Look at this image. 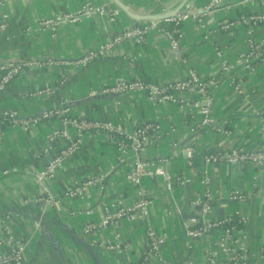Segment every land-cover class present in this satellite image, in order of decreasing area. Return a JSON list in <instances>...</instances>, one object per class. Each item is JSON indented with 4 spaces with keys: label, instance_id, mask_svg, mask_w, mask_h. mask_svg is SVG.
I'll return each mask as SVG.
<instances>
[{
    "label": "crops",
    "instance_id": "0c3cea01",
    "mask_svg": "<svg viewBox=\"0 0 264 264\" xmlns=\"http://www.w3.org/2000/svg\"><path fill=\"white\" fill-rule=\"evenodd\" d=\"M87 1L118 14L116 18L94 16L77 24L61 25L55 33L41 30L43 18L79 13ZM208 1L0 0V25L6 26L0 30V63H42L41 68L23 71L0 92V121L6 111L16 112L19 119H28L66 105L75 117L112 123L129 132L143 124L156 123L161 139L157 141L151 134L143 157L155 162L157 170L174 178L186 177L191 183L189 191L185 185L175 186L172 192L167 190L163 174L144 179L140 186L128 183L125 176L134 166V156H126L121 163L117 138L99 133L84 135L79 151L65 161L55 178L41 184L39 173L64 147L62 141H57L51 144V155L44 153L49 135L61 127L60 122L43 121L29 131L5 124L0 142V253L4 249V220L15 239L29 242L26 264H140L148 250V229L153 227L166 239L161 249L164 263L207 264L211 249H217L220 231H212L203 239H190L184 228L185 222L200 216L191 203L204 191L201 181L206 168L215 205H228L219 208L217 216L223 218L241 208L249 220L245 241L254 255L251 264H259L257 256L264 261V170L250 164L206 163V156L221 148L252 151L264 145L260 124L264 121V62L255 72H245L239 65V55L247 49L245 27L222 28L242 15L264 12V0H229L210 17L205 31L192 21L185 23L179 52L171 50L165 35L155 33L141 47L117 46L104 58L78 69L62 64L85 57L126 27L140 25L164 11L181 13L189 3L202 7ZM263 39L264 25L256 32L257 42ZM216 48L223 51V59L234 68L243 85V95L231 91L224 82L215 92L212 127L216 128L199 131L193 143L195 113L183 112L177 103L154 106L146 95L138 93L96 95L119 82L140 80L166 86L182 80L188 69L183 59L208 80L220 71ZM45 87L55 88V94L35 95ZM185 97L190 99L194 95L189 91ZM70 132L74 137L78 135L73 129ZM191 143L196 155L189 165L183 149ZM164 158L169 162L160 165ZM106 172L107 180L89 188L84 197H66L74 181L86 182ZM234 189L248 197L243 207L234 202L223 204L222 198ZM142 191L147 193L149 202L147 216L129 217L119 224L118 230L107 227L92 235L84 233L88 222L103 221L104 205L119 202L132 206L144 198ZM48 194L58 203L44 209L39 198ZM89 211L92 213L83 214ZM116 230L124 242L123 254L90 245V240L96 244L113 242ZM146 264L162 263L153 258Z\"/></svg>",
    "mask_w": 264,
    "mask_h": 264
},
{
    "label": "built area",
    "instance_id": "2783aa9c",
    "mask_svg": "<svg viewBox=\"0 0 264 264\" xmlns=\"http://www.w3.org/2000/svg\"><path fill=\"white\" fill-rule=\"evenodd\" d=\"M158 1V0H152ZM229 0H209L202 7H197L194 4H187L184 11L177 13L173 17L164 19H149L140 25L126 27L118 33H113L112 36L104 43L100 44L96 50L89 52L85 57L68 61L64 66H71L78 69L82 66L91 64L98 58H104L115 47L120 45L141 47L147 38L152 34L161 33L165 35L168 44L173 52H179L184 40L183 25L189 21L194 22L198 29L205 31L209 26L210 17L215 12L224 7ZM3 6L0 3V8ZM169 11H164L161 16H165ZM118 12L109 10L106 7H97L94 3L87 1L79 13H59L53 17L43 18L40 20V28L42 31L55 33L57 28L65 24H77L80 21L92 18L94 16H110L116 18ZM6 20L8 15L4 17ZM238 25L245 27L246 46L247 49L239 55V65L247 73H253L259 65L264 62V39L260 42L256 40L257 30L264 25V12L251 13L242 15L238 20L226 22L223 25L224 30H230ZM5 25H0V30H4ZM217 56L220 59V71L217 76L206 80L183 59V64L187 67L186 75L182 80L159 86L146 81H127L119 82L109 88L103 89L98 94L103 95H120L127 96L131 94H144L148 100L154 105L159 106L165 103H177L183 112L195 113V127L192 128L194 138L192 143L197 139L199 131L216 127L213 126V109L216 102V93L221 89L224 82L227 83L231 91L243 95V85L234 72L232 65L223 59V51L216 48ZM41 68L42 63H20L5 65L0 63V92L6 88L25 70L33 68ZM55 88L45 87L38 90L36 96H46L55 94ZM191 92L194 98H187L185 94ZM93 95V94H92ZM95 96V95H94ZM56 119L60 122L61 127L55 129L49 135V146L45 149V155H51V144L62 141L64 144L60 153L52 158L38 175V181L43 184L56 177L57 173L63 168L65 161L77 153L82 145L83 136L86 134H107L108 138H117L116 145L119 155V161L123 163L126 156L132 155L135 158L134 166L126 174L125 179L128 183L140 186L144 179L153 178L156 175L163 174L167 180V190L172 192L175 186L184 187L189 180L186 177L174 178L169 173H163L160 169L157 170L155 162L143 157L150 135L153 134L155 140L161 139L160 126L156 123H146L138 126L133 131H125L112 123H104L94 119L75 117L72 109L69 106L56 109H49L41 113L37 117L28 119H19L16 112L6 111L3 113L0 121V142L4 136V125L12 128H21L24 131H29L31 127L47 120ZM261 130L264 132V121L260 122ZM70 129L78 132L74 137ZM189 144L183 149V153L188 157L189 165H192L196 155L195 147ZM176 155V154H174ZM168 158L159 161L160 165L167 164ZM207 164H227L233 166H242L246 164L253 165L264 170V145L252 151H242L236 148H221L206 156ZM109 174L102 173L86 182L76 180L66 192V197L69 199H79L84 197L89 188L100 186L107 180ZM203 192L198 193L192 200L191 207L200 212V216L193 217L184 223L186 236L190 239H203L209 233L215 230L220 231V236L217 241V249H211L209 256L206 258L207 264H251L254 255L250 250L249 245L245 241L246 228L249 225L247 215L242 212V209H237L235 212H230L223 218L218 217V209L225 208L228 205H215V197L212 193V180L205 168L202 174ZM143 199L135 202L132 206H126L123 203L110 202L104 205L105 217L101 223L88 222L84 226V233L92 235L100 229L112 227L119 229V224L134 215H148V199L147 193L142 191ZM223 204L234 202L240 207H243L248 197L239 190H231L226 198H222ZM39 203L47 209L58 203L55 197L51 194L39 198ZM86 212L83 214H91ZM3 224V245L4 249L0 253V264H26L25 254L29 245L23 239H15L10 231V227L2 221ZM115 231L114 241L109 244L94 243L89 241L90 245L99 249L123 254L126 249L119 231ZM148 250L143 263L150 261L153 258L158 259L162 264L164 259L161 254V249L166 243L165 237L159 235L153 227H149L147 232ZM259 264H263V257H256Z\"/></svg>",
    "mask_w": 264,
    "mask_h": 264
},
{
    "label": "water",
    "instance_id": "95a60500",
    "mask_svg": "<svg viewBox=\"0 0 264 264\" xmlns=\"http://www.w3.org/2000/svg\"><path fill=\"white\" fill-rule=\"evenodd\" d=\"M178 12L176 11V12H169V13H167L165 16H157V17H152V18H150V19H152V20H154V19H164V18H167V17H173V16H175L176 14H177ZM186 187H187V190L189 191L190 189H191V183H187L186 184ZM219 213V212H218ZM198 214H200V213H198ZM220 214H221V216L223 215V213H222V211L220 212ZM218 215V214H217Z\"/></svg>",
    "mask_w": 264,
    "mask_h": 264
}]
</instances>
